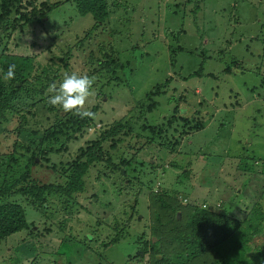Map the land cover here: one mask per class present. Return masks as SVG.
I'll return each instance as SVG.
<instances>
[{
    "label": "rangeland",
    "instance_id": "rangeland-1",
    "mask_svg": "<svg viewBox=\"0 0 264 264\" xmlns=\"http://www.w3.org/2000/svg\"><path fill=\"white\" fill-rule=\"evenodd\" d=\"M43 1L35 4L44 10ZM47 1L59 5L43 21L4 35L0 53L33 56L35 75L52 56H66L67 65L53 59L60 67L55 82L72 71L94 76L86 107L95 118L65 147L36 151L28 181L63 182L79 150L117 122H126L128 133L109 151L115 162L124 154L132 160L127 171L132 181L100 162L88 168L83 191L51 196L44 209L7 197L23 203L28 228L2 240L0 264L125 262L150 238L151 190L236 219H244L257 202L264 210V0H109L113 11L100 23L80 15L70 0ZM21 6L25 13L32 8L24 1ZM178 46L181 50L170 53ZM194 71L199 75L188 77ZM46 92L31 93L19 112L28 129L24 136L42 131L54 117L41 102L48 103ZM16 114L0 128V161L14 154L24 169L29 152L20 144H35L15 132ZM154 126L159 133L151 131ZM30 238L36 254L23 257L31 253L25 242ZM131 264H148L147 257Z\"/></svg>",
    "mask_w": 264,
    "mask_h": 264
},
{
    "label": "trees",
    "instance_id": "trees-1",
    "mask_svg": "<svg viewBox=\"0 0 264 264\" xmlns=\"http://www.w3.org/2000/svg\"><path fill=\"white\" fill-rule=\"evenodd\" d=\"M23 1L32 6L29 12L25 13L20 10ZM35 1L0 0V46L4 35L25 23L43 21L47 13L59 5L57 1L50 4L46 0L43 1L45 7L43 10L42 7L36 6ZM64 1L67 0L62 2ZM70 3H73L80 15H91L98 23L106 21L113 11L110 10L109 0H70ZM260 27L264 32V26ZM104 30L111 38L114 36L113 32H109L110 30L106 31V28ZM260 31L259 34H263ZM140 35L138 39H142L143 42V34ZM263 40L264 38H261V41ZM73 48H81V44ZM147 48L152 50L148 46ZM173 50L178 51L181 48L178 46L169 50L170 53L175 54ZM170 55V58L174 60V55ZM34 59L33 56H8L0 53L2 64L0 69V128L4 129L3 125L11 119L10 115L17 113L19 121L14 128L15 132L35 144L25 147L20 142L17 143L24 147L25 152H29V157L23 160L24 169H20V160L14 154L6 155L0 161V243L5 238L28 228L23 203L8 201L7 197L20 196L24 204L39 210L44 209L47 199L51 196H69L83 191L84 176L88 168L100 162L110 166L111 171L118 172L122 180L132 181L127 176L132 160L124 154L118 162H115L109 151L118 149L120 143L124 141V135L128 133L126 122L115 123L114 126L103 131L100 138L91 141V145L80 149L76 158L68 164L63 174V182L37 184L28 181L31 168L36 163V157L33 155L38 154L36 151L39 150L43 154L53 145L65 147L93 122V119H82L72 113L62 114L63 110L56 111L54 106L43 100L41 101L43 105L47 104L46 111H55L54 117L47 126H43L42 131L37 129L24 136L28 129L24 127L26 123L24 114L19 112L27 105V100L32 97L31 93L32 95H43L47 91L46 94L49 97V85L58 80L60 72L59 66L54 67L53 59H57L60 64L63 62V65H67L66 56H52L49 64L43 65L38 75H35L34 71L38 66L34 65L36 61ZM13 63L17 66L15 79L5 82L2 76L7 72L8 66ZM98 65L100 69H108L109 66L106 62H98ZM201 69L202 67L199 70ZM199 73L200 71H194L188 74V77L197 76ZM33 75H35V80H32ZM169 79H166V86ZM158 86L156 85L155 88ZM39 99L41 96L35 102ZM184 120V126L188 127L189 119L185 117ZM168 124L170 125L169 121ZM198 125L200 129L204 127L203 124L198 123ZM150 129L159 133L162 128L160 125V131L159 126ZM104 144L106 146H103ZM42 145L44 147H41ZM120 170L124 171L123 175ZM149 193L151 221L148 234L150 238L146 237V240L141 242L146 248L141 251L136 250L135 254L129 256L125 262L107 261V264H131L133 259L141 260L145 257H147L148 264H264V240L258 242L257 239L259 236H264V210L261 205H258L260 202L255 204L244 219H236L195 204L183 203L172 195L158 194L152 190ZM261 193L264 199V189ZM118 234L119 232L114 236L113 242L118 239ZM145 236L144 234L138 239H143ZM34 240L33 238L25 240L27 244L30 243L28 249L31 253L23 257L36 254L37 245L33 243ZM19 249L20 247L17 252L21 251ZM100 257L103 260L104 255Z\"/></svg>",
    "mask_w": 264,
    "mask_h": 264
},
{
    "label": "clouds",
    "instance_id": "clouds-1",
    "mask_svg": "<svg viewBox=\"0 0 264 264\" xmlns=\"http://www.w3.org/2000/svg\"><path fill=\"white\" fill-rule=\"evenodd\" d=\"M16 64H10L2 79L5 82L15 79ZM96 78L87 73L72 71L66 72L60 82L49 85L48 103L58 107L64 113H72L80 118H95V113L90 111L86 105L94 95V84Z\"/></svg>",
    "mask_w": 264,
    "mask_h": 264
}]
</instances>
